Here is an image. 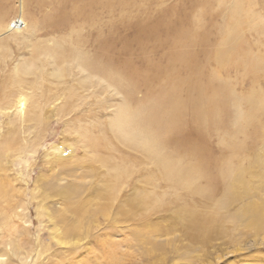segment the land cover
<instances>
[{"label":"rangeland","instance_id":"374dc122","mask_svg":"<svg viewBox=\"0 0 264 264\" xmlns=\"http://www.w3.org/2000/svg\"><path fill=\"white\" fill-rule=\"evenodd\" d=\"M229 19L242 23L238 46L258 63L254 70L240 65L239 52L223 63L216 57ZM15 20L20 30L8 29ZM227 27L224 36L234 31ZM58 46L107 75L74 58L54 61L45 50ZM162 80L178 85L185 106L161 151H178L168 153L178 166L201 156L210 167L246 168L253 193L229 201L219 170L174 186L128 148L131 135L111 133H124L117 110L129 92L142 99L147 81L155 90ZM219 88L221 108L207 117ZM253 101L260 109L249 119ZM144 190L150 205L142 210L151 217L131 220ZM263 198L264 0H0V264H264V230L248 224L246 210H264ZM193 218L212 227L190 226Z\"/></svg>","mask_w":264,"mask_h":264},{"label":"bare ground","instance_id":"6f19581e","mask_svg":"<svg viewBox=\"0 0 264 264\" xmlns=\"http://www.w3.org/2000/svg\"><path fill=\"white\" fill-rule=\"evenodd\" d=\"M235 3H237V2H235ZM238 4L240 5V3H237L236 9H237V6H239ZM239 11L241 13V10H239ZM233 13L235 14V12H233ZM237 13H238V10H237ZM233 17L236 18V16H233ZM230 21L228 23L229 25L228 24H224L225 25V26L223 25L224 26L223 27L224 29L223 28L220 29V31H222V33H221L222 40L220 41V49L217 51L218 53H217V56L216 57L218 58V60L221 63H223L224 62V59H226L227 57L231 56L232 55L231 53L233 51L239 52V53H241L244 56V59L240 63V65L244 66L247 70H252V69L254 70L255 66L258 63L257 62H252L253 61L252 60L253 58L251 59L252 61H249L248 60V51H243L238 46V44L240 43V40H239V35H240V33H239V26H241L242 23L239 22L238 20H236V21L230 20ZM226 25L228 26L227 28L229 29L230 32H232L234 30L233 33L232 34H229L228 36H226V35L224 36V30L226 28ZM9 28H14L13 24L10 23V25L8 26V29ZM17 30H20V26H18ZM222 47H224V48H222ZM226 47H228V48L225 49ZM71 48L72 47H70L67 50V48L66 47H63V46L62 47H59L58 46L56 49H55V47L54 48L53 47L52 48L50 47V48H47L48 50H45V52L46 53H49L50 54L49 56H51L52 58L54 57L53 58L54 61H57V62H60V60L61 61L62 60H66L67 61L69 59H73L74 58V59L78 60L80 66L82 67L83 70H89L90 72L91 71H95V72L97 71L100 78H102V79L105 78L104 76L107 75V73L105 71L106 68H104L102 65L97 66L96 65V62L94 64V62L89 61V59L88 60L87 59L85 60L83 54H80V52L78 53V51L73 50ZM35 49H36V52H39L38 51L39 48L35 47ZM225 50L226 51L228 50V52H226ZM104 66H105V64H104ZM22 71H24V70H22ZM165 73L166 72H164V74ZM168 74L166 73L165 75L167 76ZM144 78L146 79V77H144ZM151 78H149L150 81L152 80ZM140 80H141V78H140ZM158 81H160V80H158ZM152 82H153V80H152ZM134 83H135V81H134ZM156 84H158L157 86L155 85L157 88L155 90H153L152 84H150V82L147 81V86L149 87L148 92H147V95L144 98L139 99V100L134 97L133 92L132 93L129 92L128 97H127L128 100H127V98H124V102H123L124 105L121 104L118 107L119 110H117V111H119V113H117V114L120 116L118 122L120 120H122V116H123L122 115V112L125 113L124 120L121 121L120 124H119V127L124 131V133L122 134V137H121L120 134L115 133V131H114L115 129L114 130L112 129L113 128L112 126L114 124V121L113 120L111 122V127L112 128L110 127L111 128L110 129L111 130V133L114 136H116L117 139L120 138V140H123V138H127L128 139L129 138L128 137V134L131 135L132 137L129 138V139L132 140V143L133 144L130 141L128 143V146H129L128 148L133 149V150H136V151H140L142 153L143 157L146 156L150 161H152L154 164H156L157 167H158V169H159V170L157 169L159 171L158 173L161 174V175H163L164 177H166L168 180H170L169 181L170 184H172L174 186H177V185H189L192 182H194V177L197 176V174L201 176L203 174H207L208 172L211 173V171H213V170H215V171L216 170H219L220 173H221V175L225 179V185H226V187L231 189V190L228 189L230 191V193H231L229 195L230 197L229 196L227 197V198H229V201H234V200H237V199H240V198L244 197L245 195L247 196L248 194L253 193L254 192V189L252 188V186L250 187V184H251L250 183V179L249 180L248 179L246 180L245 179V176H244V175H246V173H244V172L247 171L246 168L240 169V170L237 171V170H234V168L227 167L228 162L226 164H224V162L222 164H221V162H219V163L217 162V164L214 162L215 163L214 164V167L213 166L210 167L206 163V160L208 161V159L206 157H202L201 158V156L194 163H191V164L189 163V164H185V165H182V166H178L179 164L178 165H175V163H174V159H173L174 157L171 159L170 158L171 156L168 154V153H170L172 155L173 152H178V151H173L172 150L173 152H168V153H165V154H164V152L161 151L160 146L166 145V141H168L169 136H170V133L172 132L173 129H175L174 127L177 126L176 123L178 122V120H179V118L181 116V109H183V108H181V105H183V104L181 103V100L178 99V94L176 92L178 90V87H177L178 85L173 86V84H171L170 82H168L166 80H164V81L162 80V82H159V83H156ZM170 85H171L172 88L170 87ZM126 88H125V90L129 89V87L127 89ZM219 94H220V88H219V90L216 89L213 93H211V96H212L211 101L213 99L215 105L210 103L211 104V108L212 107L213 108L210 110V112H208L207 110L205 111L208 114L201 110L204 107L203 108H200V103H202V102H200L201 100L197 99L198 102H197V104L195 105V108H194L195 109L194 112H195V120L196 121H199L201 124H203L205 122L204 120L206 119V114H207V117H208L209 114H212L213 115L216 112H219V111H217V107H220V106H219V103L216 101V98H218V95ZM200 97H202V96L200 95ZM209 101H210V99H209ZM24 102H25L24 101V97H21L19 99V107H21V109H23V107H24V104H25ZM125 103H128V104L131 103L132 105L131 104L130 105L132 106V109L131 108L130 109L127 108V106L125 105ZM184 106H185V102H184L183 107ZM259 109H260V102H258V103L257 102H254V101L253 102H250L249 113L245 117H247L249 119L254 118L255 114L259 111ZM127 131H130V132H127ZM89 137H88L89 139L86 138V140L88 139V142H91V140H103L102 138H98V137H95V136H89ZM168 142L170 143V141H168ZM232 142H234V141L232 140ZM234 146L236 147L238 145L237 144H234ZM165 147H169V145L168 146H165ZM57 149H59V151H57ZM64 149H65L64 148V145H62V146H60V145L55 146V148H54L53 151H55V153L57 154V158L58 157L60 158V156L63 158V156L65 155ZM165 150H167V149L165 148ZM72 151H75V154H76V150L74 148H73ZM169 151H171V150H169ZM85 152H87V151H85ZM88 154H90V153H88ZM178 154H179V152H178ZM182 154H183V152H182ZM76 158H77V154H76V156L72 157V159L73 160L75 159L77 162H79V159L78 158L76 159ZM175 158H176V155H175ZM77 162L74 163V165H76L74 167H78V163ZM176 162H177V160H176ZM72 165L73 164H71V166ZM154 171H155V168H154ZM151 180H152L151 179V176L148 173L147 176H145V182L150 183ZM136 185L137 184H135L134 186H136ZM195 188H198V190L194 189L195 191H198V193H203V192L208 193L210 195V197L209 196H206V197H209V199L213 197L212 196V193H211L212 189L209 188L207 190V189L202 188V187H199V186L198 187L195 186ZM251 191H253V192H251ZM149 199H150V193L144 190L143 197L141 199L139 198V202L136 201V200H133L132 210L129 209V211L131 210V212H130V217H128V218L131 219V220H136L138 218V216L147 215L146 221H148V219H150V217H151L150 216V213L147 214L143 210H144V208L146 206L148 207L150 205V201H148ZM250 205L251 204H249V206ZM102 207H104V206H102ZM247 207H248V205H247ZM142 208H143V210H142ZM245 209L246 208H244L243 211ZM246 210H248V212L250 214V217L248 219V224H251L252 226H254V228L255 227L259 228L257 230H264V212H262L263 209H260L258 206L257 207L256 206L254 207V206L251 205V207L250 208L248 207ZM149 211H150V209H149ZM246 214H247V217H248V213L247 212H246ZM233 216L234 215H231V217H233ZM245 217H246V215H245ZM240 218H241V215H240ZM238 220H239V218H237V221ZM239 223H241V222H239ZM204 224H206L204 221H202V220H196L195 218H193L192 221L191 220L189 221V225L190 226L193 225V226L197 227L201 231L205 230L208 227L209 228L212 227V226H206ZM242 224H244V223H242ZM199 230H198V233L200 232ZM138 233L140 235L146 234L145 231L144 232H138Z\"/></svg>","mask_w":264,"mask_h":264},{"label":"built area","instance_id":"2783aa9c","mask_svg":"<svg viewBox=\"0 0 264 264\" xmlns=\"http://www.w3.org/2000/svg\"><path fill=\"white\" fill-rule=\"evenodd\" d=\"M20 25H21V20H15V22H13L14 28H18V26Z\"/></svg>","mask_w":264,"mask_h":264}]
</instances>
